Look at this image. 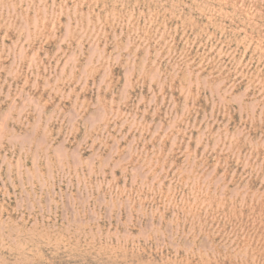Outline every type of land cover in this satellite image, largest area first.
I'll list each match as a JSON object with an SVG mask.
<instances>
[{
    "label": "rangeland",
    "instance_id": "374dc122",
    "mask_svg": "<svg viewBox=\"0 0 264 264\" xmlns=\"http://www.w3.org/2000/svg\"><path fill=\"white\" fill-rule=\"evenodd\" d=\"M0 264H264V0H0Z\"/></svg>",
    "mask_w": 264,
    "mask_h": 264
}]
</instances>
